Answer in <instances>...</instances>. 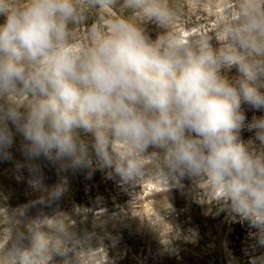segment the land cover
I'll list each match as a JSON object with an SVG mask.
<instances>
[{
    "label": "clouds",
    "instance_id": "1",
    "mask_svg": "<svg viewBox=\"0 0 264 264\" xmlns=\"http://www.w3.org/2000/svg\"><path fill=\"white\" fill-rule=\"evenodd\" d=\"M177 21L170 0H0V162L37 193L5 208L0 264H50L91 246L59 202L68 174L101 168L132 186L200 184L264 247V115L246 121L242 109L264 110V0H229L208 32L181 36ZM43 162L56 171L50 185Z\"/></svg>",
    "mask_w": 264,
    "mask_h": 264
},
{
    "label": "rangeland",
    "instance_id": "2",
    "mask_svg": "<svg viewBox=\"0 0 264 264\" xmlns=\"http://www.w3.org/2000/svg\"><path fill=\"white\" fill-rule=\"evenodd\" d=\"M180 7L185 21H177L174 29L181 36L211 31L216 14L229 0H170ZM151 37L157 29L147 25ZM79 41L83 26L74 28ZM229 75L235 74L233 68ZM246 121L264 115V110L242 105ZM242 141L254 140V133L242 127ZM258 143V142H256ZM13 150V159H19ZM44 183L57 180L55 168L42 163ZM17 175L21 176L17 179ZM27 173H15L11 161L0 162V226L8 223L5 208L14 209L35 199L26 183ZM181 189L171 188L158 180L144 179L137 185L121 181L110 168L68 174V191L59 202L60 210L74 219L78 228L91 233V246L84 244L64 255L54 254L50 264H250L264 254L256 244L247 222L233 219L226 208L214 203L215 197L202 195L183 180ZM169 204L171 205V211ZM39 205L29 207L26 215L37 213ZM43 211H49L44 208ZM170 211V212H169ZM196 233L188 241L189 231ZM181 234V239H175ZM172 238L171 247L167 242Z\"/></svg>",
    "mask_w": 264,
    "mask_h": 264
}]
</instances>
